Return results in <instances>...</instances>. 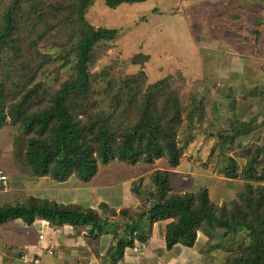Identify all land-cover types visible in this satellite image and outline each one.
<instances>
[{
	"label": "trees",
	"instance_id": "obj_1",
	"mask_svg": "<svg viewBox=\"0 0 264 264\" xmlns=\"http://www.w3.org/2000/svg\"><path fill=\"white\" fill-rule=\"evenodd\" d=\"M97 1L0 0V129L12 124L20 132L14 144L16 166L37 178L60 183L74 177L82 184L96 175L99 164L113 160L133 166L165 157L168 168L175 169L188 143L204 134L205 140H214L210 155L216 153L223 160L218 171L226 179L242 177L243 190L228 205H216L206 188L173 193L168 173L155 170L150 176L154 189L149 208L135 222L133 214L126 210L117 213L104 203L92 209L29 196L0 206V226L13 220L27 225L43 220L57 230L71 227L74 236L85 228L86 238L98 240L97 231L107 226L115 229L124 221L129 235L115 245V252L122 255L125 249L133 251L136 242L145 243L146 222L167 221L168 250L176 244L192 248L199 231L221 238L243 233L246 240L232 248L235 254L228 264H264V147L248 149L242 144L246 136L258 131L257 120L264 122V87L251 90L252 105L263 108L261 114L251 117L242 108L246 101L235 99L237 81L229 79L226 84L232 88L231 95L223 98L221 106L218 97L210 105L214 113L222 115L215 118L217 127L208 124L211 129L202 130L208 105L205 94L192 93L185 101L171 76L149 81L142 69L146 56L129 60L140 67L131 74H115L113 65L100 64L118 31L96 29L85 20V11ZM142 1L102 0L110 9ZM258 1L264 4V0ZM62 28L69 31L66 43L56 44L54 52L47 51L51 45L43 47L46 51L39 47ZM254 35L257 41L259 31ZM97 65L100 68L95 70ZM59 67L67 68L64 77ZM214 85L205 88L211 95L220 93ZM180 132L182 144L177 140ZM239 150L245 157L241 169L230 155ZM110 216H118L120 221L108 225Z\"/></svg>",
	"mask_w": 264,
	"mask_h": 264
},
{
	"label": "rangeland",
	"instance_id": "obj_2",
	"mask_svg": "<svg viewBox=\"0 0 264 264\" xmlns=\"http://www.w3.org/2000/svg\"><path fill=\"white\" fill-rule=\"evenodd\" d=\"M179 1L144 0L110 9L102 0H98L88 7L84 18L90 25L96 29L106 27L118 31L112 46L106 50L108 56H103L99 60L100 64L113 65L115 74H131L139 71L140 67L132 65L129 60L135 55H140L141 57L138 56L140 58L146 56L142 69L147 73L149 81L171 76L173 86L180 85L179 92L185 101L192 93L198 97L205 94V102L208 105L205 106L206 121L202 124V130H210L208 124L217 127L215 118L222 115L214 113L210 105L213 104L212 98L218 97L221 98L218 100L221 106L223 98L231 95L232 88L226 84L229 79L237 81L238 92L235 99L239 102L246 101L242 108L248 111V116L252 117L253 113L261 114L263 108H256L249 98L252 89L264 87V4L258 0H185L180 3ZM255 31L260 33L257 41ZM68 35L69 31L67 32L65 28L56 30L53 35L45 38L39 47L46 49L51 45L47 51L54 52L57 49L56 44L68 41ZM230 44L238 48L231 50ZM99 68L100 65L94 67L95 70ZM58 70L64 77L67 68L59 67ZM212 84H215L214 89L220 93L211 95L206 91L205 88H211ZM125 96L129 99L128 94ZM225 102L227 105L228 101ZM234 108L240 109V106L235 105ZM224 118H227V114ZM262 122V118L257 120L258 131L243 139V147H249L248 149H255L257 145L264 147ZM19 136L20 132L12 124L0 129V170L8 174V188L19 189L11 195L0 196V206L21 202L31 196L28 194L29 196L25 197V193L31 191L28 188L29 183L27 187L22 182L37 179L26 173L25 168L16 166L14 144ZM177 140L182 144V132L179 133ZM213 144V139L205 140L204 134H201L184 148L179 166L175 169L168 168L165 157L155 160L153 164L139 162L135 166L126 165L118 160L106 165L99 164L100 170L92 186H101L105 195H112L114 192L123 194L125 185L122 184L130 183L131 192L145 211L149 205L150 193L154 189L150 176L153 171L161 170L168 173L173 193H195L201 188H206L213 203L228 205L242 192L245 180L242 177L226 179L218 171L223 160L218 158L216 153L210 155ZM230 155L237 159L241 169L245 162L241 151ZM131 175L133 180L124 182ZM70 179L77 180L74 177ZM261 184L264 185V180ZM2 189L0 185V191ZM70 194L71 191L67 193L68 197L64 196L56 189L49 195L45 193L46 198L50 199V196L54 195L58 202L68 199ZM134 213L129 215L133 214L132 220L136 221L139 219L138 213ZM4 228L0 227V231L5 230ZM216 235L208 237L203 231L197 233L196 248L202 253L198 264H228L235 254L232 248L236 249L238 243L246 240L243 233L223 238ZM77 242V248L69 245L70 252L83 247L80 240Z\"/></svg>",
	"mask_w": 264,
	"mask_h": 264
},
{
	"label": "crops",
	"instance_id": "obj_3",
	"mask_svg": "<svg viewBox=\"0 0 264 264\" xmlns=\"http://www.w3.org/2000/svg\"><path fill=\"white\" fill-rule=\"evenodd\" d=\"M99 170L100 167H98V172ZM2 172L8 176L7 173ZM98 172L86 184L72 179L55 183L47 178L34 180L26 178L27 180L22 183L25 184L24 186L29 183V187H27L31 192H26L25 197L29 194L36 198L61 204H78L92 209H98L99 205L104 203L109 209H113L117 213L120 210H126L129 213H138L137 218L144 215L146 210L141 208L131 192L130 183H128L129 180L130 182L133 180V175L124 181L128 184H122L125 185L123 194L114 192L112 195H105L101 186H92ZM0 185L3 187L0 196L11 195L19 190L18 188H8L9 182L6 186ZM54 189L67 197V193L71 191V194L68 199L59 202L55 200L54 195H51L50 199L46 198L45 193L49 195L51 191L54 192ZM148 208L149 206H146L147 210ZM118 220V216H110L107 220L108 225L117 224ZM166 223L167 221L155 222L152 225L148 222L144 224L143 229L147 245L142 254L134 253L131 249H125L122 255H119L118 252H115L118 251V248H115L117 240L126 239L129 235V229L126 228L127 223L124 221L115 229L107 226L104 230L97 231L98 240L91 237L86 238L85 236L88 234L85 228L81 229L78 236H74L71 227H63L57 230L43 220H36L28 225L23 221H10L0 226L5 227V230L0 231V264H35V260L38 261L37 264H194L195 260L197 262L195 264H198L202 253L196 248L197 242L192 248L183 247L179 244L174 245L169 250L166 248L164 236ZM39 234H44L45 239L39 240ZM134 239L135 241L138 240ZM77 240H80L83 247L70 252L69 245L77 248ZM111 248H113V252L108 251ZM47 249H51L52 254H49Z\"/></svg>",
	"mask_w": 264,
	"mask_h": 264
},
{
	"label": "built area",
	"instance_id": "obj_4",
	"mask_svg": "<svg viewBox=\"0 0 264 264\" xmlns=\"http://www.w3.org/2000/svg\"><path fill=\"white\" fill-rule=\"evenodd\" d=\"M7 182H8V177L6 174H4L2 171H0V183L3 185V186H6L7 185ZM38 239L39 240H44L45 239V235L44 234H39L38 235ZM146 248V245L145 243H138L136 242L134 248H133V251L134 252H137L138 254H142L143 253V250ZM47 252L49 254H52V250L51 249H47ZM25 258V256H23ZM35 264L38 263L37 260L34 261Z\"/></svg>",
	"mask_w": 264,
	"mask_h": 264
}]
</instances>
